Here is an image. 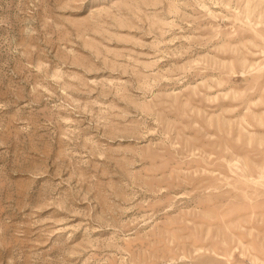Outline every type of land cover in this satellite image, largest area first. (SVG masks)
<instances>
[{"label":"rangeland","instance_id":"1","mask_svg":"<svg viewBox=\"0 0 264 264\" xmlns=\"http://www.w3.org/2000/svg\"><path fill=\"white\" fill-rule=\"evenodd\" d=\"M0 264H264V0H0Z\"/></svg>","mask_w":264,"mask_h":264}]
</instances>
